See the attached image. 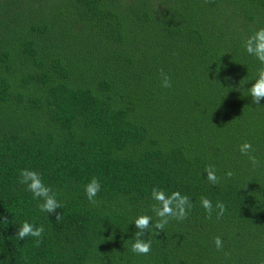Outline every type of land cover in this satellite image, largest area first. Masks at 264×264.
I'll return each mask as SVG.
<instances>
[{"label":"trees","instance_id":"obj_1","mask_svg":"<svg viewBox=\"0 0 264 264\" xmlns=\"http://www.w3.org/2000/svg\"><path fill=\"white\" fill-rule=\"evenodd\" d=\"M260 28L264 0H0V264H264V100L248 93L264 65L244 49ZM26 168L59 221L19 183ZM154 187L192 202L158 234ZM140 215L146 256L131 251ZM24 221L44 227L38 247L15 238Z\"/></svg>","mask_w":264,"mask_h":264},{"label":"clouds","instance_id":"obj_2","mask_svg":"<svg viewBox=\"0 0 264 264\" xmlns=\"http://www.w3.org/2000/svg\"><path fill=\"white\" fill-rule=\"evenodd\" d=\"M245 51L254 56L261 65H264V28H260L253 32L252 35L247 37L244 42ZM162 87L171 88L172 81L167 73L161 71ZM230 79V78H226ZM242 81V80H241ZM240 81V86H241ZM240 86L235 90L240 91ZM249 96L252 99V103L259 105L261 100H264V67L258 70L257 78L250 88H248ZM241 155L247 156L248 160L255 167L259 164L257 157L253 154V145L250 142H244L240 145ZM207 173L206 179L212 185H218L221 178L217 176L216 170L213 166H208L205 169ZM234 175L232 171L226 172L225 176L231 178ZM19 183L26 186V190L30 192L33 199L42 201L38 204L39 210L50 214H54L56 220L59 221L62 218V214L57 209H62L63 204L57 199V193L53 189L44 183L41 173L35 170L22 169L20 171ZM101 183L93 177L90 182L85 185V194L87 199L95 204L96 197L101 191ZM151 197L155 201L152 207V211L155 213L157 220L154 224V228L158 232H163V229L170 220L183 221L187 219L188 212L192 208V202L187 195H182L179 191L171 192L170 194L163 189L154 187L151 192ZM200 203L209 217L213 213V203L207 197H201ZM217 209V219L222 217L226 211V206L223 202L217 201L215 205ZM3 223H8L7 217H3ZM136 232L134 236V242L131 245V251L134 254L146 256L151 252V241L145 240L143 237L148 230L153 227L152 217L149 215H140L134 220ZM44 233V227H35L28 221H24L16 232L15 238L18 240H25V238L31 236L36 238L35 246L38 247L41 243V237ZM216 248L221 250L223 248V241L221 237L217 236L214 241Z\"/></svg>","mask_w":264,"mask_h":264}]
</instances>
